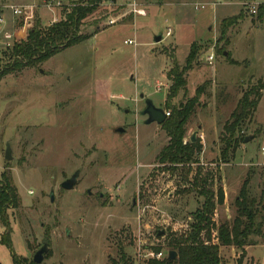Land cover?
<instances>
[{"label": "rangeland", "instance_id": "1", "mask_svg": "<svg viewBox=\"0 0 264 264\" xmlns=\"http://www.w3.org/2000/svg\"><path fill=\"white\" fill-rule=\"evenodd\" d=\"M75 1L0 0V70L35 22L42 27L58 22ZM133 2L144 16L133 12ZM246 2L99 0L80 26L87 39L0 78V173L7 169L20 197V207L8 210L16 256L30 261L44 240L48 252L40 264H120L122 255L128 264H142L153 260L148 259L153 253L167 254L166 233L184 230L201 203L188 189L197 168L212 173L224 192V203L215 210L217 224L235 216V198L246 178L251 193L260 196L264 17L257 20ZM223 20L218 48L226 57L215 48ZM192 44L198 51L187 93L169 103L191 98L206 83L184 139L202 131L206 150L198 164L171 173L156 159L167 135L160 125L146 123L141 112L145 99L165 110L171 84L166 71L173 61L184 66ZM209 54L212 63L205 60ZM258 83L263 89L257 108L242 129L251 139L222 158V127L242 93ZM76 170L75 187L62 189ZM4 233L0 221V238ZM253 241L243 248H219L222 263L264 264V221ZM11 254L0 243V264H12Z\"/></svg>", "mask_w": 264, "mask_h": 264}, {"label": "trees", "instance_id": "2", "mask_svg": "<svg viewBox=\"0 0 264 264\" xmlns=\"http://www.w3.org/2000/svg\"><path fill=\"white\" fill-rule=\"evenodd\" d=\"M98 3L99 0H77L58 22L47 27L35 22L28 29L26 38L15 42L9 50V61L1 68L0 78L13 71L40 64L60 51L87 39L86 35L80 33V26L86 17L97 10ZM255 16L257 20L264 17V5L258 6ZM226 23L225 20L221 22V34L215 45L217 54L222 53L218 43L223 39V27L227 25ZM229 23L232 24V21ZM197 51V45H190L184 66L179 67L176 61H173L166 73L171 84L168 87L164 108L169 114L160 127L168 140L156 159L163 165V169L171 173H174L178 167L198 164V156L202 149L198 138L194 142H191L190 138L187 141L184 139L186 125L200 105V97L204 94L206 83L196 87L191 98H186L177 105L169 103V100L178 95L185 97L188 71L192 68ZM262 89V84L258 83L245 90L224 123L220 132V141L224 144L220 150L222 158L226 159L229 151L233 153L240 143H243L246 136L242 134V129L252 119ZM190 173L191 170L188 168L186 175ZM211 175L212 173L208 172L203 174L200 168H197L188 180L189 191L195 192L201 198V203L191 212L189 223L184 230L180 232L170 230L165 235L168 250L174 251L176 257L173 260L167 257L161 260L153 259L146 264H223L219 248L230 246L243 248L255 244L253 237L260 234L264 221V187L260 196L256 197L251 193L249 180L246 178L235 198V216L231 222L225 220L217 224L214 219L215 210L217 206L223 205L224 192L220 186L215 185ZM19 207L20 197L9 172L5 169L0 173V221L5 227L0 243L12 252V264H35L32 259L30 261L21 259L12 251L8 210ZM121 257L120 264H128L124 255Z\"/></svg>", "mask_w": 264, "mask_h": 264}, {"label": "water", "instance_id": "3", "mask_svg": "<svg viewBox=\"0 0 264 264\" xmlns=\"http://www.w3.org/2000/svg\"><path fill=\"white\" fill-rule=\"evenodd\" d=\"M155 42H158L161 40V35L159 34L158 36H156L154 38ZM224 56H226V52L223 53ZM143 98V97H142ZM141 114L143 116L146 117L145 122L146 123H157V124H161L165 118H166V114L164 112L163 109L156 107L152 101L150 99H145V107L142 110ZM117 131H122L121 129H118ZM195 132L192 133V135L190 136V141L194 142L195 141ZM251 139V136H246L243 140L244 143L249 142V140ZM5 159L7 161L11 160V150L9 145H7L6 150H5ZM79 176V170H76L68 179L64 180L61 184L60 187L64 190H71L75 187L76 183H77V179ZM50 200H53V196L50 195ZM159 234H162V232H160ZM48 251V243L47 241H43L40 248L33 254L32 256V261L35 264H40L43 259H44V255L47 253ZM176 257V253L174 251H168L167 252V258L169 260H173Z\"/></svg>", "mask_w": 264, "mask_h": 264}, {"label": "built area", "instance_id": "4", "mask_svg": "<svg viewBox=\"0 0 264 264\" xmlns=\"http://www.w3.org/2000/svg\"><path fill=\"white\" fill-rule=\"evenodd\" d=\"M260 4H261V3H260ZM260 4L254 2V1H248V2H246L245 7H246L247 11H248L251 15H255L256 12H257L258 6H259ZM129 5L132 6V8H133V12H134L136 15H138V16H144V15H145L144 10H143V9H140V8H136V4H135L134 2H133V3H129ZM262 5H263V4H262ZM14 13H16V14H20V11L16 9V10H14ZM0 21H2V20L0 19ZM170 33H171L170 28H167V31H166L165 35H166V36H169ZM6 37L8 38L9 36L6 35ZM124 43H126V44H130L131 41H130V40H128V41H124ZM212 61H213V55H212V54L207 55V57H206V62H207V63H212ZM165 114H166V116H168L169 113H168V112H165ZM261 154H262L263 159H264V146L261 147ZM148 257H150V258H148V259L161 260V259L167 257V254H163L162 252H158V253H153L152 255H150V256H148ZM148 261H149V260H148ZM148 261L143 262L142 264H146Z\"/></svg>", "mask_w": 264, "mask_h": 264}, {"label": "crops", "instance_id": "5", "mask_svg": "<svg viewBox=\"0 0 264 264\" xmlns=\"http://www.w3.org/2000/svg\"><path fill=\"white\" fill-rule=\"evenodd\" d=\"M206 60V59H205ZM169 70V69H168ZM168 70L166 71V73L168 72ZM165 76H166V74H165ZM156 106V105H155ZM157 107V106H156ZM164 110V109H163ZM164 112H166L165 110H164ZM154 124H157V123H155L154 122ZM157 125H160V124H157ZM195 138H198L199 140H200V143H201V145H202V149H201V153L200 154H204V151L206 150V145H205V143H204V133L201 131H199V133H198V136H195ZM10 239H11V234H10ZM11 242H12V240H11Z\"/></svg>", "mask_w": 264, "mask_h": 264}, {"label": "flooded vegetation", "instance_id": "6", "mask_svg": "<svg viewBox=\"0 0 264 264\" xmlns=\"http://www.w3.org/2000/svg\"><path fill=\"white\" fill-rule=\"evenodd\" d=\"M87 194H90V190H87Z\"/></svg>", "mask_w": 264, "mask_h": 264}]
</instances>
